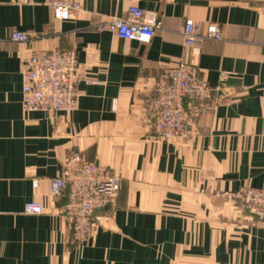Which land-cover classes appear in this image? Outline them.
Wrapping results in <instances>:
<instances>
[{
  "label": "crops",
  "instance_id": "0c3cea01",
  "mask_svg": "<svg viewBox=\"0 0 264 264\" xmlns=\"http://www.w3.org/2000/svg\"><path fill=\"white\" fill-rule=\"evenodd\" d=\"M78 1V15L61 21L45 0H0V264H264V227L223 196L264 189V0ZM132 6L160 16L149 43L97 29ZM187 18L201 30L218 23L224 38L185 48ZM14 30L31 37L30 50L76 49L73 112L23 106L27 51ZM182 60L198 66L212 98L192 112L188 137L159 138L148 98ZM69 151L121 177L116 206L98 212L83 244L60 213H25L29 201L50 205Z\"/></svg>",
  "mask_w": 264,
  "mask_h": 264
},
{
  "label": "built area",
  "instance_id": "2783aa9c",
  "mask_svg": "<svg viewBox=\"0 0 264 264\" xmlns=\"http://www.w3.org/2000/svg\"><path fill=\"white\" fill-rule=\"evenodd\" d=\"M30 3L32 0H19ZM55 19L69 20L78 15V0H45ZM162 28L157 12H147L132 6L126 18L114 17L98 25L99 31H110L117 37L149 43ZM184 47L198 48L205 40H222L224 33L216 22L207 23L201 30L192 18H187L182 29ZM10 39L21 43L27 53L23 55L22 103L26 109H43L69 114L76 108V85L80 80L79 59L76 49L30 50L31 37L19 30L12 31ZM213 88L200 76L198 66L182 60L167 68L157 79L148 98L147 111L153 120L157 137L182 139L192 133V112H204L212 98ZM34 183H37L34 180ZM121 187V177L111 167L86 160L78 151H69L61 173L51 179L50 205L29 201L25 213L40 215L60 213L68 222L76 244L89 242L102 223L100 210L116 206ZM65 196L61 207L57 201ZM223 196L239 201L254 217L257 225L264 227V189L244 187Z\"/></svg>",
  "mask_w": 264,
  "mask_h": 264
},
{
  "label": "trees",
  "instance_id": "16d2710c",
  "mask_svg": "<svg viewBox=\"0 0 264 264\" xmlns=\"http://www.w3.org/2000/svg\"><path fill=\"white\" fill-rule=\"evenodd\" d=\"M63 197H65V196H63ZM66 198V197H65Z\"/></svg>",
  "mask_w": 264,
  "mask_h": 264
}]
</instances>
